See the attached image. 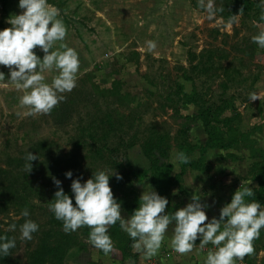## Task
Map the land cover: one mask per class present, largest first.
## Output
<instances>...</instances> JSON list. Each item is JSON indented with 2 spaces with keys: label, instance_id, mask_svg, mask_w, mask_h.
<instances>
[{
  "label": "rangeland",
  "instance_id": "rangeland-1",
  "mask_svg": "<svg viewBox=\"0 0 264 264\" xmlns=\"http://www.w3.org/2000/svg\"><path fill=\"white\" fill-rule=\"evenodd\" d=\"M48 2L59 9L64 43L77 51L80 69L74 90L47 115H27L23 91L0 88V236L16 240L0 264H37L47 253L53 258L42 264H155L174 253L166 249L174 224L158 255L143 259L117 223L108 233L115 251L105 255L89 242L88 227L64 232L49 207L59 190L53 179L75 206L72 181L105 171L125 219L149 186L167 198L169 215L194 194L202 204L207 197L213 205L204 209L206 223L219 219L240 187L258 190L264 182V49L252 37L264 30V9L260 0H214L224 11L210 20L198 0ZM238 3L243 12L229 25L224 13ZM18 5L0 0V30L21 14ZM147 41L156 42L155 50ZM35 52L43 58L42 50ZM0 72L10 79L8 68ZM57 74L45 72V82ZM253 92L261 100L250 101ZM28 152L38 156L30 173L24 170ZM179 152L190 162L177 161ZM26 219L39 225L30 241L20 239ZM13 223L17 228L9 231ZM254 246L242 263L264 264V228Z\"/></svg>",
  "mask_w": 264,
  "mask_h": 264
},
{
  "label": "clouds",
  "instance_id": "clouds-1",
  "mask_svg": "<svg viewBox=\"0 0 264 264\" xmlns=\"http://www.w3.org/2000/svg\"><path fill=\"white\" fill-rule=\"evenodd\" d=\"M19 15H12L7 23L9 28L0 30V66L10 71V79L5 80V74L0 72V88L14 85L23 91L20 97L22 107L28 109L27 115L50 114L51 111L65 99L63 93H70L76 87L80 60L77 51L64 43L67 27L59 18V9L51 5L48 0H19ZM264 9V0L260 5ZM198 7L208 13L211 20L223 8H217L214 0H198ZM243 9L240 10V14ZM238 15H232L228 24L236 22ZM260 19L264 21V13ZM252 42L264 49V30L252 37ZM149 51L157 47L155 41H147ZM59 45L55 50L54 46ZM39 48L44 55L41 59L35 52ZM58 73L49 84L45 72ZM262 95L250 93V101L261 100ZM182 164L190 162L184 152L175 156ZM38 156L28 152L24 170L32 171V162ZM66 177L72 178V172ZM117 179L122 177L117 176ZM59 189L54 194V203L50 204V211L55 218L63 222L65 233L75 232L82 227L90 229L89 242L96 249L108 255L115 251L110 237V227L119 223L120 228L128 234L133 243L134 253L142 255L143 259H151L158 255L170 225L174 224V234L170 240L171 248L181 255L190 254L196 248V241L200 239L199 248L211 244L215 250H209L203 264H237L245 257L255 253L254 241L260 238V231L264 228V206L258 201L246 202V198L253 197L254 191L248 186L239 188L232 196L231 202L220 210L219 219L210 222L205 212L206 205L195 194L192 202L186 207L176 210L173 214H166L169 204L167 198L161 197L151 186L145 190L139 200V207L129 219L121 216V204L114 198L110 187V177L105 171L93 174V178L81 183L80 179L72 181L73 199L66 195L61 182L53 179ZM30 213L23 209L21 216L27 218ZM16 224L9 226V231H15ZM39 230V225L31 219H26L20 225V239L30 241L33 233ZM16 247L15 238L0 236V255L11 254Z\"/></svg>",
  "mask_w": 264,
  "mask_h": 264
},
{
  "label": "crops",
  "instance_id": "crops-1",
  "mask_svg": "<svg viewBox=\"0 0 264 264\" xmlns=\"http://www.w3.org/2000/svg\"><path fill=\"white\" fill-rule=\"evenodd\" d=\"M203 199L206 200V202L204 201V205H206L209 208H205L206 210H210L212 207V202L210 201V199H208L207 197H203ZM188 199H185V201H187ZM192 199H189V201ZM201 202V201H200ZM163 247H161L162 249ZM166 249H171V246L166 247ZM212 250V248L210 247H206L204 249H200L199 245L196 246V248L194 249V251L190 254H186V255H181L178 254L177 252L174 251L171 252V254L167 251L165 253H169V257L168 258H163V256H158L156 258V260L153 262L155 264H203L204 259L206 258L207 252L209 250ZM164 255V253L162 254ZM139 261H142L141 258H138ZM158 262V263H156ZM241 264H244L241 262Z\"/></svg>",
  "mask_w": 264,
  "mask_h": 264
},
{
  "label": "trees",
  "instance_id": "trees-1",
  "mask_svg": "<svg viewBox=\"0 0 264 264\" xmlns=\"http://www.w3.org/2000/svg\"><path fill=\"white\" fill-rule=\"evenodd\" d=\"M241 9H243L242 8V4L238 3L236 8L231 9L228 13H224V16L226 18H230L232 15H235L236 13L240 12ZM203 123H205V122L203 121ZM258 185H259V188H258V190L254 191V193H255L254 196L253 197H248L246 199V201L247 202L258 201L259 203H261V205H263L264 204V182H259ZM132 243H133V241L128 242L129 246ZM48 256H49L48 253L47 254H43L42 256H40L39 258L36 259V263L39 264V262H40V264H42L45 261L48 262V261L52 260L53 257H51V256L48 257Z\"/></svg>",
  "mask_w": 264,
  "mask_h": 264
}]
</instances>
